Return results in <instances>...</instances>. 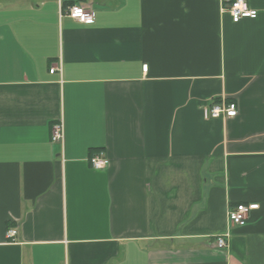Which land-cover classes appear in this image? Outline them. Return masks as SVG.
I'll return each instance as SVG.
<instances>
[{
	"label": "crops",
	"instance_id": "1",
	"mask_svg": "<svg viewBox=\"0 0 264 264\" xmlns=\"http://www.w3.org/2000/svg\"><path fill=\"white\" fill-rule=\"evenodd\" d=\"M247 1L236 24L222 0H0V264H264V0ZM225 102L235 118L206 117Z\"/></svg>",
	"mask_w": 264,
	"mask_h": 264
},
{
	"label": "built area",
	"instance_id": "2",
	"mask_svg": "<svg viewBox=\"0 0 264 264\" xmlns=\"http://www.w3.org/2000/svg\"><path fill=\"white\" fill-rule=\"evenodd\" d=\"M224 4V11L228 12L232 17L234 23L238 24L246 19H256L258 17V11L252 9L247 0H222ZM67 15L73 20L91 25L94 24L97 18V14L94 10L88 9L84 6H73L67 10ZM58 71L57 68H53L50 73L54 74ZM205 115L209 119L220 118H235L238 115V107L235 103H222L211 104L206 107ZM65 139V131L63 124H57L52 129V142H63ZM91 166L96 170H105L110 162L102 154L91 158ZM258 204L250 205H238L236 208L230 210L229 221L234 227H244L250 217V214L259 209ZM18 231L10 230L7 233V237L15 242ZM230 236V233L223 234L217 238V246L220 249L226 247V238Z\"/></svg>",
	"mask_w": 264,
	"mask_h": 264
}]
</instances>
